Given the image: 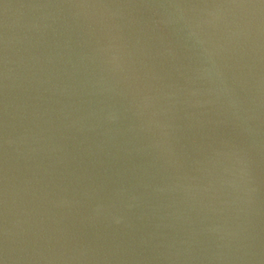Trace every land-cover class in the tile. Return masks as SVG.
<instances>
[{"label": "water", "instance_id": "obj_1", "mask_svg": "<svg viewBox=\"0 0 264 264\" xmlns=\"http://www.w3.org/2000/svg\"><path fill=\"white\" fill-rule=\"evenodd\" d=\"M0 264H264V0H0Z\"/></svg>", "mask_w": 264, "mask_h": 264}]
</instances>
